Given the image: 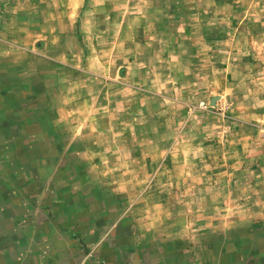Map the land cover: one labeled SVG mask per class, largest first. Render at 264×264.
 Here are the masks:
<instances>
[{
    "label": "rangeland",
    "instance_id": "374dc122",
    "mask_svg": "<svg viewBox=\"0 0 264 264\" xmlns=\"http://www.w3.org/2000/svg\"><path fill=\"white\" fill-rule=\"evenodd\" d=\"M0 264H264V0H0Z\"/></svg>",
    "mask_w": 264,
    "mask_h": 264
},
{
    "label": "water",
    "instance_id": "95a60500",
    "mask_svg": "<svg viewBox=\"0 0 264 264\" xmlns=\"http://www.w3.org/2000/svg\"><path fill=\"white\" fill-rule=\"evenodd\" d=\"M211 102L213 103V102H214V100H211Z\"/></svg>",
    "mask_w": 264,
    "mask_h": 264
},
{
    "label": "crops",
    "instance_id": "0c3cea01",
    "mask_svg": "<svg viewBox=\"0 0 264 264\" xmlns=\"http://www.w3.org/2000/svg\"><path fill=\"white\" fill-rule=\"evenodd\" d=\"M6 61H8V58H6Z\"/></svg>",
    "mask_w": 264,
    "mask_h": 264
}]
</instances>
